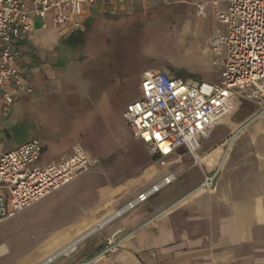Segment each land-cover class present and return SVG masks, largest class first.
<instances>
[{
	"label": "crops",
	"instance_id": "0c3cea01",
	"mask_svg": "<svg viewBox=\"0 0 264 264\" xmlns=\"http://www.w3.org/2000/svg\"><path fill=\"white\" fill-rule=\"evenodd\" d=\"M159 3V0H125L124 8L132 14ZM98 14L108 13L92 12L80 30H87ZM204 19L218 22L210 7ZM190 26L187 23L183 29ZM219 28L215 25L206 31V39ZM70 34L65 27L36 28L16 45L20 48L17 67L33 91L21 92L6 114L0 109V132L7 138L12 136V128L19 127L16 118L20 109L23 122L32 125L27 140L37 137L41 141L39 163L42 165L65 158L77 138L83 141L80 129L85 123L74 124L70 116L73 101L83 100L89 94L65 83V54L84 41L72 46L68 40ZM203 51L207 55L204 62L212 63L213 52L207 43ZM256 110L253 102L236 100L231 112L200 140L194 153L180 148L164 163L150 153V172L140 184L131 185L112 198L92 199L69 217L67 227L45 235L46 242L26 264L46 261L73 234L105 219L169 172L175 176L170 184L112 218L74 251L53 256L46 264H73L89 258H93L89 264H143L144 261L148 264H264V116L255 117ZM21 143H13L6 150ZM54 151L58 153L57 159L46 160ZM95 155L105 156L98 152ZM215 172L213 188L200 185L204 175ZM152 216H157L156 220L145 223ZM65 229L67 232L61 234ZM130 230L134 232L120 247L109 255L94 258L107 237ZM55 236H60L58 241L50 243ZM7 251L8 248L4 252L0 247V259Z\"/></svg>",
	"mask_w": 264,
	"mask_h": 264
},
{
	"label": "built area",
	"instance_id": "2783aa9c",
	"mask_svg": "<svg viewBox=\"0 0 264 264\" xmlns=\"http://www.w3.org/2000/svg\"><path fill=\"white\" fill-rule=\"evenodd\" d=\"M168 2V0H163ZM125 0H0V109L3 114L21 92H32L27 77L17 67L16 46L36 28L65 27L74 32L84 27L92 12L130 14ZM198 16L210 7L221 24L207 40L212 63L220 67V81L184 78L160 69L140 75L139 96L126 103L125 123L132 135L146 144L164 163L180 148L194 153L236 100H248L264 116V0H197ZM42 144L33 137L0 152V222L65 185L97 163L80 143L73 144L63 159L40 164ZM217 172L204 175L201 186L213 188ZM169 172L118 209L122 212L147 200L174 180ZM152 216L145 223L156 220ZM106 238L94 258L109 255L132 234ZM93 258L73 264H89ZM51 260V259H49ZM48 260L36 264H46ZM143 264H148L143 262Z\"/></svg>",
	"mask_w": 264,
	"mask_h": 264
},
{
	"label": "rangeland",
	"instance_id": "374dc122",
	"mask_svg": "<svg viewBox=\"0 0 264 264\" xmlns=\"http://www.w3.org/2000/svg\"><path fill=\"white\" fill-rule=\"evenodd\" d=\"M195 1L159 0V4L132 14H98L87 28L83 44L65 54V83L89 94L83 100L73 101L76 106L73 105L70 118L74 124L85 123L80 129L84 142L77 138L74 143H80L97 158V163L60 189L0 222V241L7 245L0 243V247L4 252L8 248L0 264L30 262L46 242L44 236L67 227L69 217L88 202L97 197L112 198L125 188L140 184L150 172V151L131 134L123 117L125 104L139 94L144 70L160 69L184 78L220 80L218 65L204 62L207 55L203 48L207 43L205 32L221 24L198 16ZM187 23L191 26L183 29ZM17 111L19 127L12 128L10 138L0 132V151L31 135L32 125L23 122L20 109ZM96 152L105 156L97 157ZM57 154V151L50 153L46 160L57 159ZM110 187L113 189L107 194ZM97 188L95 194L93 190ZM98 222L73 234L55 251ZM101 228L84 237L76 248ZM66 232L65 229L61 234ZM59 237L51 238L50 243H56Z\"/></svg>",
	"mask_w": 264,
	"mask_h": 264
},
{
	"label": "bare ground",
	"instance_id": "6f19581e",
	"mask_svg": "<svg viewBox=\"0 0 264 264\" xmlns=\"http://www.w3.org/2000/svg\"><path fill=\"white\" fill-rule=\"evenodd\" d=\"M74 179V178H73ZM72 180V179H71ZM71 180H69L68 182H70ZM67 182V183H68ZM120 210H116L114 211L112 214H110L108 217H105V219L99 221L98 223H96V225H94L93 227H91L89 230H87L86 232L82 233L80 236H78L77 238H75L74 240H72L71 242L67 243L66 245H64L63 247H61L60 249H58L55 253H53L49 258H47V260L52 259L53 256L62 254V253H67L70 250L75 249L76 245L78 244L79 241H81L84 237H86L87 235H89L90 233L94 232L95 230H97L98 227H101L103 225H105L108 221H110L112 218L116 217L117 215H119ZM46 260V259H45Z\"/></svg>",
	"mask_w": 264,
	"mask_h": 264
},
{
	"label": "trees",
	"instance_id": "16d2710c",
	"mask_svg": "<svg viewBox=\"0 0 264 264\" xmlns=\"http://www.w3.org/2000/svg\"><path fill=\"white\" fill-rule=\"evenodd\" d=\"M91 22V21H90ZM89 24V21L87 22V26ZM86 32V28L83 30H76L74 32H71V34L68 36V40L70 41L72 46H78L84 41V34Z\"/></svg>",
	"mask_w": 264,
	"mask_h": 264
},
{
	"label": "water",
	"instance_id": "95a60500",
	"mask_svg": "<svg viewBox=\"0 0 264 264\" xmlns=\"http://www.w3.org/2000/svg\"><path fill=\"white\" fill-rule=\"evenodd\" d=\"M205 80H206V79H205ZM219 81H220V80H219ZM219 81H218V82H219Z\"/></svg>",
	"mask_w": 264,
	"mask_h": 264
}]
</instances>
